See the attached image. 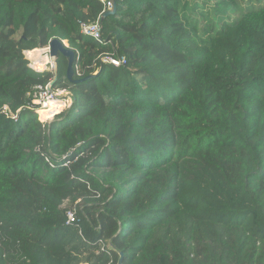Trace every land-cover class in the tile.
<instances>
[{
    "label": "trees",
    "instance_id": "16d2710c",
    "mask_svg": "<svg viewBox=\"0 0 264 264\" xmlns=\"http://www.w3.org/2000/svg\"><path fill=\"white\" fill-rule=\"evenodd\" d=\"M105 10L0 0V264H264V0ZM54 39L81 82L60 56L74 103L44 129L27 109L55 77L24 52Z\"/></svg>",
    "mask_w": 264,
    "mask_h": 264
},
{
    "label": "built area",
    "instance_id": "2783aa9c",
    "mask_svg": "<svg viewBox=\"0 0 264 264\" xmlns=\"http://www.w3.org/2000/svg\"><path fill=\"white\" fill-rule=\"evenodd\" d=\"M101 2L106 4V10L104 11V14L112 10L113 3L111 0H100ZM115 2L121 1V0H114ZM80 33L83 36L89 37L97 42L102 41V35L100 32L99 23H93V24H83L81 26ZM69 47V45H68ZM38 51V49H32L27 52H25V57L28 59L31 63V68L35 71H38V68L36 67V63L29 57V54L31 52ZM42 56L45 57L47 60L44 62V69L54 72L55 68L53 63L56 61L54 57L51 56L50 53V44L44 48H42ZM103 64H109L116 68L121 67L125 60L121 59H115L112 56H107L102 59ZM52 85L48 84L46 87H38L33 92V100L31 105L28 107V111H34L37 112V114L41 111L49 112L50 114L47 115V118H45V125L48 124L49 121H52L57 115L61 114L62 112L69 111L74 103L73 95L71 91L68 89H58L56 91L52 90ZM55 103L54 106L52 104ZM54 107L55 109L53 111H50V109ZM41 122V121H40ZM43 124V122H41ZM43 125L44 129L46 126ZM67 202L65 203L64 207H67ZM75 214L76 209L71 208L68 211V224L75 221ZM108 264H122L120 262H114V260L111 258L110 262Z\"/></svg>",
    "mask_w": 264,
    "mask_h": 264
},
{
    "label": "water",
    "instance_id": "95a60500",
    "mask_svg": "<svg viewBox=\"0 0 264 264\" xmlns=\"http://www.w3.org/2000/svg\"><path fill=\"white\" fill-rule=\"evenodd\" d=\"M112 3H113V8L112 10H109L107 11L104 15H103V18H106V17H109V16H112L114 15V13L116 12V2L114 0H111ZM50 53H51V56L54 57L56 59V61L53 63L54 65V81H53V84L54 82L57 80L58 78V64H57V59L60 57V56H63L67 62H68V68H67V78L70 82L72 83H79L81 81H76L74 80V70H73V64H74V61H75V52L69 48H67L65 46V43L64 42H61L57 39H54L50 42ZM102 73V70L96 74L94 77H89L87 79H92V78H96V77H99ZM83 81V80H82ZM85 81V80H84ZM120 263H122V259H120Z\"/></svg>",
    "mask_w": 264,
    "mask_h": 264
},
{
    "label": "bare ground",
    "instance_id": "6f19581e",
    "mask_svg": "<svg viewBox=\"0 0 264 264\" xmlns=\"http://www.w3.org/2000/svg\"><path fill=\"white\" fill-rule=\"evenodd\" d=\"M42 56V51H39L33 58L32 60L36 63V67L39 69L44 70V62L47 60L45 59H39V57ZM55 103L52 104V106L54 105Z\"/></svg>",
    "mask_w": 264,
    "mask_h": 264
},
{
    "label": "rangeland",
    "instance_id": "374dc122",
    "mask_svg": "<svg viewBox=\"0 0 264 264\" xmlns=\"http://www.w3.org/2000/svg\"><path fill=\"white\" fill-rule=\"evenodd\" d=\"M216 1H218V0H216ZM65 44L68 46V41H65ZM38 50H42V49H38ZM26 52H27V51H26ZM24 55H25V54H24ZM42 58L46 60L45 57L42 56L40 59H42ZM27 60H28V59H27ZM29 62H30V61H29ZM39 69H40V68H39ZM40 70H41V69H40ZM66 112H67V111H66ZM66 112H62L61 114L66 113ZM35 113H37V112H35ZM44 113H45V112H44ZM44 113H43V111H41V112L38 113V119H39V121L43 122V125H45V122H46V121H45V118H47V115L50 114V113H45V114H44ZM59 115H60V114H59ZM50 122H51V121H49L48 124H46L45 126H48ZM67 207H69L68 204H67Z\"/></svg>",
    "mask_w": 264,
    "mask_h": 264
},
{
    "label": "clouds",
    "instance_id": "9594fccd",
    "mask_svg": "<svg viewBox=\"0 0 264 264\" xmlns=\"http://www.w3.org/2000/svg\"><path fill=\"white\" fill-rule=\"evenodd\" d=\"M64 43H65V42H64ZM68 45H69V43H68ZM65 46H66L67 48H69L66 44H65ZM69 49H70V48H69ZM50 50H51V49H50ZM28 51H29V50H28ZM25 52H26V51H25ZM25 52H24V53H25ZM57 60H58V59H57ZM28 61H29V60H28ZM30 67H31V63H30ZM34 71H35V70H34ZM43 71H49V70L44 69V70H42V71H39V70H38V71H35V72H43ZM49 72H51V71H49ZM51 73H52V72H51ZM53 74H54V72H53ZM49 84H51V85L53 86V81L50 82ZM55 118H56V117H55ZM55 118H54V119H55ZM54 119H53V120H54ZM53 120H52V121H53ZM52 121H51V122H52Z\"/></svg>",
    "mask_w": 264,
    "mask_h": 264
}]
</instances>
